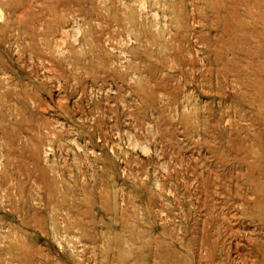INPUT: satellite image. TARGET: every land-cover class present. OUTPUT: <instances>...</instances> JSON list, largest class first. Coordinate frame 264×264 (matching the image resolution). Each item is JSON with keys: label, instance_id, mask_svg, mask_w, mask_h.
<instances>
[{"label": "rangeland", "instance_id": "374dc122", "mask_svg": "<svg viewBox=\"0 0 264 264\" xmlns=\"http://www.w3.org/2000/svg\"><path fill=\"white\" fill-rule=\"evenodd\" d=\"M0 264H264V0H0Z\"/></svg>", "mask_w": 264, "mask_h": 264}]
</instances>
